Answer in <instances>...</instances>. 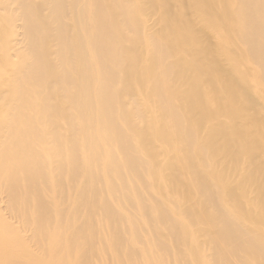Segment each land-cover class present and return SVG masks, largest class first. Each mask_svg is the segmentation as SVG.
Wrapping results in <instances>:
<instances>
[{
  "label": "bare ground",
  "instance_id": "obj_1",
  "mask_svg": "<svg viewBox=\"0 0 264 264\" xmlns=\"http://www.w3.org/2000/svg\"><path fill=\"white\" fill-rule=\"evenodd\" d=\"M257 94L264 0H0V264H264Z\"/></svg>",
  "mask_w": 264,
  "mask_h": 264
},
{
  "label": "rangeland",
  "instance_id": "obj_2",
  "mask_svg": "<svg viewBox=\"0 0 264 264\" xmlns=\"http://www.w3.org/2000/svg\"><path fill=\"white\" fill-rule=\"evenodd\" d=\"M198 25H199V26H202L201 24H198ZM213 41H214V40H213ZM234 46H235V45H234ZM234 46H233V47H234ZM250 79H251V77H249L248 82H251ZM254 80H255V82H256L257 79H254ZM252 82H253V81H252ZM255 100H256L257 105L261 108V114L264 116V97H263V96H260V95L257 94V95L255 96ZM0 205L3 206L4 203L1 202ZM0 231H2L1 228H0ZM25 234H27V233H25ZM4 237H5V236L3 235V241H6V240H4ZM5 238H6V237H5ZM0 242H2V235H0ZM30 248L34 250V248H36V247H34L33 245H30Z\"/></svg>",
  "mask_w": 264,
  "mask_h": 264
}]
</instances>
